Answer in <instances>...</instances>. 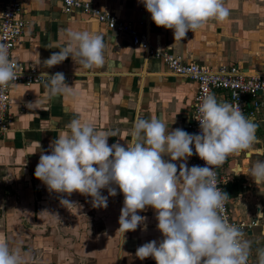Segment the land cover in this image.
I'll return each instance as SVG.
<instances>
[{"label": "crops", "instance_id": "crops-1", "mask_svg": "<svg viewBox=\"0 0 264 264\" xmlns=\"http://www.w3.org/2000/svg\"><path fill=\"white\" fill-rule=\"evenodd\" d=\"M18 1L25 26L14 59L41 73L62 72L65 83L74 86V95L46 97L43 86L47 78L39 84L10 86L9 129L0 139V240L10 249L20 247L22 253H28L26 264H156L151 257L140 260L136 256L139 246L163 239L152 208L139 212L146 221L123 237L117 232L122 193L111 197L107 189L101 190L108 196L106 209L93 208L91 197L73 193L66 198L75 202L78 210H68L60 205L61 197L49 193L34 173L41 152L50 154V142L74 116L97 131L115 133L109 145L130 140L137 116L163 115L167 131L182 128L191 134L187 124L195 83L169 74L160 60L146 57L141 49L85 15L64 14L60 0ZM87 1L137 32H146L150 46L186 63L264 72V0H224L230 10L225 20L209 21L182 41H174L172 30L156 27L138 0ZM66 30L102 35L105 65L85 70L69 57L60 65L45 68L43 61L67 44ZM49 44L51 49L46 47ZM215 98L218 103L226 102L221 95ZM30 103L36 104L29 108ZM248 119L256 126V142L215 168L225 178L223 191L228 194L232 218L248 222L256 210L261 214L244 239L251 245L248 263L258 264V250L264 249V185L257 186L248 172L256 161H264V112ZM53 122L56 128L51 131ZM164 155L167 160L168 154Z\"/></svg>", "mask_w": 264, "mask_h": 264}, {"label": "clouds", "instance_id": "clouds-1", "mask_svg": "<svg viewBox=\"0 0 264 264\" xmlns=\"http://www.w3.org/2000/svg\"><path fill=\"white\" fill-rule=\"evenodd\" d=\"M138 2L150 13L156 27L172 30L174 41H182L187 33L203 29L212 20L223 21L230 14L224 0ZM66 37L67 44L43 61L45 68L60 65L69 57L85 70L105 65L102 35L66 30ZM8 47L0 42V91L17 79V65L10 61ZM46 47L51 49L50 44ZM41 76L47 77L43 86L46 97L74 95V86L65 83L62 72H42ZM201 100L196 117L198 134L182 128L167 131L163 115L137 116L130 140H123L126 144L118 141L109 145L115 133L97 131L91 123L74 116L50 142V154L41 152L34 176L49 193L58 194L60 205L68 210H78V205L66 198L73 193L91 197L96 209H106L108 196L122 193L117 232L123 237L146 221L138 213L152 208L163 239L139 246L136 256L140 260L151 257L156 264H247L251 245L242 239L241 230L222 215L229 197L217 187L214 169L228 156L251 148L256 142V126L239 105L218 103L213 94ZM55 125L53 122L49 130ZM164 153L168 154L167 160ZM194 154L206 166L189 168L187 160ZM177 161L180 163H174ZM248 175L257 186L264 185V161H256ZM103 189H107L108 196L102 194ZM257 255L258 264H264V249H259ZM27 256L20 247L10 249L6 241L0 240V264H26Z\"/></svg>", "mask_w": 264, "mask_h": 264}, {"label": "built area", "instance_id": "built-area-1", "mask_svg": "<svg viewBox=\"0 0 264 264\" xmlns=\"http://www.w3.org/2000/svg\"><path fill=\"white\" fill-rule=\"evenodd\" d=\"M62 12L70 14L78 12L85 15L88 19L103 25L108 31L114 32L118 37L128 41V43L141 49L146 57L160 60L166 68V71L174 76L192 81L196 85L195 94L190 106V123L187 128L191 134L199 133V122L196 120L198 107L202 102L201 98L208 94L221 95L226 102L233 105H239L243 114L252 118L256 113L264 112V72H244L234 66L217 65L209 67L186 63L180 57L162 50L158 47H152L149 44L148 34L146 32H137L130 25L117 20L113 15L102 11L93 6L87 0H60ZM0 8V42L6 43L9 52V59L17 65L16 81L9 84L3 91H0V139L9 129L10 105L9 89L11 85L29 86L39 84L47 77L41 76V72L35 67L26 68L21 62L14 59L13 51L22 36L25 22L22 18V11L18 0H1ZM159 50V51H158ZM4 129H7L5 131ZM193 152L195 149L193 146ZM192 166L204 167L205 161L193 155L189 162V168ZM216 172L217 187L224 190L225 178ZM222 215L231 225H235L243 233L242 239H245L246 232L255 227L260 216H254V219L244 222L232 218L228 210L227 201L224 204ZM247 264H249L247 262Z\"/></svg>", "mask_w": 264, "mask_h": 264}, {"label": "water", "instance_id": "water-1", "mask_svg": "<svg viewBox=\"0 0 264 264\" xmlns=\"http://www.w3.org/2000/svg\"><path fill=\"white\" fill-rule=\"evenodd\" d=\"M258 214H260V213H259V210H256V215L258 216Z\"/></svg>", "mask_w": 264, "mask_h": 264}]
</instances>
